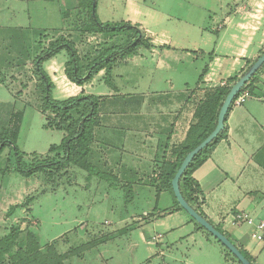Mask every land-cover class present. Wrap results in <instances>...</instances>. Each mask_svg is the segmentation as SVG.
Instances as JSON below:
<instances>
[{"label": "rangeland", "instance_id": "1", "mask_svg": "<svg viewBox=\"0 0 264 264\" xmlns=\"http://www.w3.org/2000/svg\"><path fill=\"white\" fill-rule=\"evenodd\" d=\"M89 1L0 0V133L5 128L13 133L18 126L15 140L23 152L47 156L50 147L60 144L65 136L64 131L47 127V117L52 119L54 115L42 111L44 94L35 73L36 57L52 41L64 37L75 44L85 67L97 52L122 44L129 37L94 32ZM237 1L248 5V0H96L101 22L134 17L144 27L162 34L160 45L154 44L142 27L150 47H140L138 58L128 63V59L116 63L114 87L105 83L104 70L86 83V94H100L87 160L111 176L109 181L91 177L86 169L73 164L63 167L56 176L39 172L26 177L15 170L14 149L9 145L4 148L0 154V238L13 228H18L19 235L17 246L0 264H13L18 250L27 248L29 234L45 255L49 248L57 255L69 253L64 264H210L208 253L217 255L223 264H233L223 257L232 253L185 211L189 222L185 226L192 231L195 226L203 229L213 245L207 246L198 237L201 235L181 239L178 232L182 229L173 233L162 219L150 217L156 208L164 210L170 199L175 200L171 191L157 189L162 186L164 160H175V150H179L195 122L194 113L204 92L227 85L230 79L223 84L200 81L204 69L209 70V54L216 50L220 58L233 59L245 49L246 55L255 50L239 73L243 75L264 51V43L255 49L264 38L263 10L237 16L230 34L221 39L222 28H226L224 19L233 16ZM256 1L264 4V0ZM238 23L250 27L240 29ZM251 25L258 29L247 49ZM208 33L214 35L212 41ZM161 45L172 50L175 47L178 53H207L197 59L184 55L175 67ZM159 54L174 68L158 69ZM68 57L63 50L56 56L58 64L62 66ZM197 70L200 76L196 83L191 82L192 87L182 85L180 75H192ZM255 75L257 90L264 92V65ZM57 82L53 97L66 99L68 96L61 91L66 86L60 79ZM172 85L180 88L170 90ZM127 136L137 140L132 145L138 147V154L130 142L126 143ZM149 153L154 158L147 156ZM126 158L137 160L138 166H124ZM173 223L178 225L181 219L173 217L169 225ZM158 234L163 237L156 244L154 237ZM233 260L238 262L235 256Z\"/></svg>", "mask_w": 264, "mask_h": 264}, {"label": "trees", "instance_id": "2", "mask_svg": "<svg viewBox=\"0 0 264 264\" xmlns=\"http://www.w3.org/2000/svg\"><path fill=\"white\" fill-rule=\"evenodd\" d=\"M87 7L91 13L94 32L108 34L111 37L129 34L130 38L128 37L122 44L116 43L107 50L97 52V56L92 58L85 67H83L81 63V58L75 44L64 37L52 41L50 46L36 57L35 73L41 80L44 94L42 111L44 114L50 112L54 115L52 119L47 117V127L62 130L65 136L60 144L50 147L49 155L44 156L38 153L28 154L18 148L15 140L19 129L18 126L13 133L6 128L0 133V154L6 146H11L14 149L16 160L15 170L26 177H30L39 172H45L49 175L56 176L57 172L63 167L73 164L86 169L91 177L97 176L106 181L111 179V176L101 171L87 160L92 150V142L95 135L94 130L97 125L100 107L99 96L81 92L78 95L70 96L66 99L54 98L52 94L54 83L50 75L43 68V63L60 54L63 50H66L69 57L65 64V74L70 81L78 86H83L92 80L96 74L104 70L106 75L105 83L110 87H114L112 73L116 63L133 57L138 53L140 47H150V44L144 39L143 30L139 24L131 21L101 22L97 17V2L94 6V0H90L89 3H87ZM131 34H135V36L132 37ZM262 54H264V51L261 52L260 56ZM250 66L251 65H249V67ZM207 71V68H205L203 75H205ZM203 75L200 77V81L203 79ZM238 79L239 77L236 75L228 80L227 85L211 89L208 88V90L204 92V97L200 100L194 113L195 122L189 127L186 139L182 145L179 146V150H175V160L169 161L166 159L163 162L161 172L162 186L157 187L158 191L167 189L174 194L172 180L181 163L186 155L205 140L214 130L217 125L221 106L231 86ZM256 79V75L251 77L241 91L248 90L253 93L255 91ZM240 93L236 97H238ZM19 116L21 117L22 114ZM226 134L227 127L225 125L224 130L195 156L180 180V190L186 201L212 224L213 222L208 218L201 207L203 192L199 183L194 179L193 174L195 170L204 163L214 144L226 136ZM51 153H55L56 155L50 156ZM174 197L179 208L184 210L177 201L175 194ZM11 213L12 211L9 212V214ZM213 225L235 243L229 233L220 229L219 226ZM18 232V228H13L7 235L0 238L1 263L6 254L13 251L17 246ZM28 237L30 241L28 242L27 248L24 250L20 248L18 250L12 258L13 264H64V260L69 253L57 255L53 248H49V253L45 255L41 252L35 237L32 236V234H29ZM218 242L220 241L218 240ZM238 247L245 257L255 264L254 258L242 247ZM228 257L234 259L233 254H228ZM237 264L242 263L238 261Z\"/></svg>", "mask_w": 264, "mask_h": 264}, {"label": "crops", "instance_id": "3", "mask_svg": "<svg viewBox=\"0 0 264 264\" xmlns=\"http://www.w3.org/2000/svg\"><path fill=\"white\" fill-rule=\"evenodd\" d=\"M238 2L239 1L234 3L236 11H234L233 16L229 15L224 19V26L226 28H222L221 39H223L225 35L230 34L233 21L240 14L251 15L255 10L261 12L262 10L264 11V4H259L256 0H248V5H246L247 3L244 4L243 2ZM256 6H258L257 9ZM127 21L140 24V26L153 37V43L160 45V40L158 39H161L162 34H158V32L153 31L148 27H144L143 23L134 17H129ZM237 27L245 29L246 27H250V25L247 26L245 23H238ZM251 28L252 29L249 31L251 37L246 43L247 49L253 44L252 37H255L254 34L258 29L256 25H251ZM207 36L209 40H213L212 37H214V35L208 33ZM170 43H172V41H170ZM263 43L264 38L260 40L259 45L255 49L259 50ZM162 46L163 45H161V47ZM163 47L162 50L169 53L168 57L174 63L173 65H175V67L179 65L180 61L182 62L184 55L191 54L197 59L199 57H206L205 54L207 53L205 50H203V53H178L175 52V50H177L175 47H173V50L169 47ZM156 50L157 48L151 51ZM254 51H252L251 54L246 55L245 49L241 56L233 59H222L215 53L216 50L212 51L209 54V59L211 57V61L208 65L209 70L204 75V81L208 83L211 81L214 83L220 82L223 84L225 82L224 80L234 77L237 74L240 78L242 75L239 73L243 70L246 60L251 58ZM138 53L129 58L126 62L128 63L138 58ZM56 56L43 63V68L50 75L54 87L57 89V79H60L62 85L66 86V88L61 90L66 96H75L80 94V92L86 93V84L78 86L70 81L65 74L66 63L64 62L62 66L58 64L59 62H57ZM162 57L163 56L159 54L157 60L158 69L165 70L168 68L171 69L172 67L174 68L170 63H166ZM46 63H48V65H46ZM59 71L62 73V76L57 75ZM101 73H103V71L99 74ZM186 74L184 73L180 75L182 85L184 84L185 87H190L191 82L198 80L200 76L198 70L195 74L191 75L189 72H186ZM198 87H200V85ZM176 88L180 87L172 85L170 90H175ZM246 92L248 93V96L245 101L242 103L234 102L226 116V136L214 144L204 163L195 170L193 177L199 183L203 192V202L201 207L208 218L213 224L229 233L235 243L246 250L254 258L255 264H264V239L260 241L253 237L257 226L250 225L247 222L236 223L235 221L236 214L241 212L251 216L255 220V223L262 220L264 221V92L261 91V89L257 90V84H255V91L253 93L248 90ZM108 94L112 93L109 92ZM126 138V143L130 142L131 145L132 143L134 145L135 141L137 142L132 136H127ZM133 145L131 148H134L138 154V147H133ZM147 156L154 158V154L152 153H149ZM138 164L139 162L137 160L133 161V158H126L124 166L137 167ZM164 191L169 190L165 189ZM183 211L176 204L175 200L173 201L170 199V205L164 210L157 211L156 208L155 212L151 214L150 219H162V223H167V229L173 233L177 232V229H182L178 232L181 239L186 236L201 235L198 237H201L203 241H206L207 246L213 245L212 238L206 236L203 229L195 226V230L192 231L189 227L185 226L186 223L189 222H187L186 214H183ZM173 217L178 220L181 219V223L178 225H175L174 223V225H169V221L173 219ZM162 237L163 235L161 234L154 237L156 244L160 243L159 240ZM223 257L225 260L237 264L233 259L228 257V254L223 255ZM206 259L212 261L210 264H223L222 260L212 253H208Z\"/></svg>", "mask_w": 264, "mask_h": 264}, {"label": "water", "instance_id": "4", "mask_svg": "<svg viewBox=\"0 0 264 264\" xmlns=\"http://www.w3.org/2000/svg\"><path fill=\"white\" fill-rule=\"evenodd\" d=\"M96 0L94 2V6ZM264 65V54L257 58V60L248 68V70L231 86L218 115L217 125L214 130L205 140H203L196 148L190 151L183 162L181 163L177 173L175 174L172 180V187L174 194L179 202L180 206L202 227H204L208 232H210L217 240H219L242 264H253L245 255L241 252L240 248L230 240L226 234L218 230L211 222L199 214L196 209L191 206L186 199L184 198L180 190V180L188 168L195 156L207 147L225 128V119L226 116L234 102L236 96L241 92L245 87L247 82L253 77L259 69Z\"/></svg>", "mask_w": 264, "mask_h": 264}, {"label": "built area", "instance_id": "5", "mask_svg": "<svg viewBox=\"0 0 264 264\" xmlns=\"http://www.w3.org/2000/svg\"><path fill=\"white\" fill-rule=\"evenodd\" d=\"M247 96H248L247 92L241 91L240 95L234 99V102L242 103L245 101ZM235 221L236 223L247 222L250 225H256L257 229L254 232L253 237L260 241L264 239V221L263 220L258 223H255V220L251 216H248L241 212V213L236 214Z\"/></svg>", "mask_w": 264, "mask_h": 264}]
</instances>
